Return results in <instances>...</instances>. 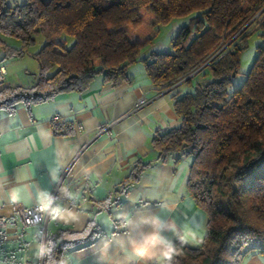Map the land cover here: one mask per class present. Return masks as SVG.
Returning <instances> with one entry per match:
<instances>
[{"label": "trees", "instance_id": "16d2710c", "mask_svg": "<svg viewBox=\"0 0 264 264\" xmlns=\"http://www.w3.org/2000/svg\"><path fill=\"white\" fill-rule=\"evenodd\" d=\"M189 14L172 52L139 58L154 26ZM256 33L263 45L236 86L241 54ZM40 37L36 81L0 86V109L84 92L99 74L113 85L131 81L128 69L138 61L159 90L182 80L173 95L180 124L156 130L151 144L157 160L191 159L188 189L207 223L200 245L173 240V264H242L264 254V0H0L3 59L23 57ZM66 125L54 124V132ZM152 162L134 160L122 190ZM98 231L91 220L83 231L47 232L43 264H62L69 246Z\"/></svg>", "mask_w": 264, "mask_h": 264}, {"label": "crops", "instance_id": "0c3cea01", "mask_svg": "<svg viewBox=\"0 0 264 264\" xmlns=\"http://www.w3.org/2000/svg\"><path fill=\"white\" fill-rule=\"evenodd\" d=\"M42 41L20 58L3 59L0 46L6 83L36 81L37 75L29 81L27 66L38 67L32 54ZM128 73L131 81L119 85L99 74L84 92L0 109V215L16 218L17 205L44 202L56 189L57 208L47 228L51 236L57 238L62 229L83 231L91 220L98 226L91 239L66 249L62 264H130L129 251L120 242L125 211L134 216L159 214L169 229L163 234L172 242L181 238L198 246L205 237L207 212L188 189L191 159L157 160L151 144L156 130L180 124L173 105L180 82L159 90L141 61L130 65ZM143 97L149 101L137 107ZM57 115L69 125L67 132H54ZM138 157L153 162L137 183L122 190ZM140 235L136 227L127 233L136 239ZM107 240L110 246L101 248ZM41 244L45 247L43 226L31 225L25 231L8 226L0 237V264H43ZM151 264L164 262L157 257ZM242 264H264V254L247 255Z\"/></svg>", "mask_w": 264, "mask_h": 264}, {"label": "clouds", "instance_id": "9594fccd", "mask_svg": "<svg viewBox=\"0 0 264 264\" xmlns=\"http://www.w3.org/2000/svg\"><path fill=\"white\" fill-rule=\"evenodd\" d=\"M122 228L120 242L129 251L130 264H151L157 257L161 258L164 264H173L175 248L163 233L168 229L167 222L157 213L141 214L134 216L127 211L121 214ZM136 227L141 231L139 239L127 236V233ZM147 228L149 230L144 231ZM111 241L102 242L101 248L107 249ZM41 253L45 251L43 244L38 249ZM159 250V251H158Z\"/></svg>", "mask_w": 264, "mask_h": 264}, {"label": "rangeland", "instance_id": "374dc122", "mask_svg": "<svg viewBox=\"0 0 264 264\" xmlns=\"http://www.w3.org/2000/svg\"><path fill=\"white\" fill-rule=\"evenodd\" d=\"M9 3H23L24 0H7ZM25 2V1H24ZM193 14L184 15V16H177L172 18L168 22L157 24L152 28L151 32V40L142 47L139 58H144L148 56L153 51H163V52H172L173 51V39L177 35L178 31L183 25H186ZM42 39V37H40ZM17 41L16 39H13ZM20 42V41H18ZM37 43L36 45H38ZM36 45L30 46L29 50L34 48ZM263 45V38L259 34H253L249 40L247 47L243 50L240 59V72L236 76L234 85H240L245 75L248 73L250 68L252 67L257 54H258V47ZM34 60V59H33ZM140 62V61H139ZM21 64H24L23 62ZM36 64L37 61H36ZM29 65V64H27ZM38 66V65H37ZM29 69V81L35 79V76L38 73V67L33 69L32 66H27ZM34 71V72H33ZM32 73H36L35 75ZM199 75L198 77H200ZM37 77V76H36Z\"/></svg>", "mask_w": 264, "mask_h": 264}, {"label": "built area", "instance_id": "2783aa9c", "mask_svg": "<svg viewBox=\"0 0 264 264\" xmlns=\"http://www.w3.org/2000/svg\"><path fill=\"white\" fill-rule=\"evenodd\" d=\"M6 78V68L2 63H0V86L6 83ZM148 101L149 99L145 97L141 98L138 101L137 107L143 106ZM54 121L57 124L63 122L62 118L58 115L54 117ZM56 195L57 190L55 189L44 202H40L32 206L17 205L18 213L16 218H8L4 215H0V237L3 236L4 230H6L8 226L20 227L25 231L28 226L41 225L43 226V236L45 244L48 223L55 214L57 208Z\"/></svg>", "mask_w": 264, "mask_h": 264}, {"label": "water", "instance_id": "95a60500", "mask_svg": "<svg viewBox=\"0 0 264 264\" xmlns=\"http://www.w3.org/2000/svg\"><path fill=\"white\" fill-rule=\"evenodd\" d=\"M181 81H182V80H181ZM181 81H180V82H181Z\"/></svg>", "mask_w": 264, "mask_h": 264}]
</instances>
